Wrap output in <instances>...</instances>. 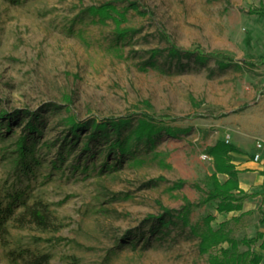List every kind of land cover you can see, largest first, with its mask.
I'll use <instances>...</instances> for the list:
<instances>
[{
    "label": "rangeland",
    "instance_id": "rangeland-1",
    "mask_svg": "<svg viewBox=\"0 0 264 264\" xmlns=\"http://www.w3.org/2000/svg\"><path fill=\"white\" fill-rule=\"evenodd\" d=\"M105 2L125 13L121 26L138 32L117 39L115 21H102L90 10ZM263 4L264 0H0V108L36 112L45 110L47 103L57 104V109L46 110L42 140L61 141L69 114L83 120L136 118L148 112L178 129L175 136L164 132L151 151L141 150V161L127 159L101 173L93 167L73 168L81 145L55 164L58 142L40 149L42 163L36 175L18 179L1 148L0 187L16 180L29 184L28 192L50 202L65 223L55 232L59 240L34 242L33 235H51L34 228H11L12 235L34 249L50 251L51 264H209L211 252L222 256L223 250H246L241 239L264 232V183L255 172L264 170V14L251 11ZM168 39L183 49L200 50L209 59L191 60L181 69L160 55V67L143 69L141 62L149 51L167 47ZM219 60L233 64L221 66ZM24 123L6 139L10 150ZM224 139L241 149L233 157L236 164L258 162L241 175V187L252 195L243 200L242 208L231 211H219L217 199L203 201L214 172L207 149ZM257 151L260 158L254 160ZM204 152L210 158H203ZM217 175L221 181L227 177ZM179 180L184 181L181 186L176 185ZM187 200L193 203L191 223L203 224L204 217L213 214L212 226L223 223L238 247L223 241L201 252L199 237L190 227L173 224L166 235L139 237L151 228L150 214L162 212V206L177 212ZM123 236L134 241L117 247ZM259 243L252 249L262 254L259 264H264ZM0 264H8L1 245Z\"/></svg>",
    "mask_w": 264,
    "mask_h": 264
},
{
    "label": "trees",
    "instance_id": "trees-1",
    "mask_svg": "<svg viewBox=\"0 0 264 264\" xmlns=\"http://www.w3.org/2000/svg\"><path fill=\"white\" fill-rule=\"evenodd\" d=\"M19 2L20 0H12ZM132 7L140 10L137 3L131 2ZM91 13L99 15L104 21L111 17L115 21V32L117 39L124 38L138 32L136 28L121 26V22L126 18L125 13L119 10L112 2H105L103 5L90 8ZM255 13L264 14V4L251 10ZM169 45L165 48H152L149 57L141 62L143 69L148 66L160 67L159 56H164L170 63H176L181 69L186 68L190 61L204 63L209 56L200 50L183 49L173 41L168 39ZM187 58L184 62L183 59ZM264 63V59L262 60ZM221 66H228L232 62L219 60ZM234 65H237L235 62ZM50 107V108H49ZM55 103H47L45 110L32 112V110L16 109L10 112L6 108H0V149L3 148V158H8L12 162L13 171L18 179L21 175H36L38 166L41 165L40 149L43 146L53 147L57 145L58 159L64 160L67 154L75 150L79 145L76 163L73 168L84 170L93 167L98 173L104 170L116 168L127 159L141 161L138 156L141 150L151 151L160 136L165 132L168 135L175 136L178 129L162 122L155 115L143 112L142 115L133 118L131 116L108 117L98 119L90 117L80 120L74 114L65 117L67 128L62 136V140H42V134L46 127V121L49 113L46 110L57 109ZM27 119V120H25ZM24 123L23 129L16 138L13 139V148L6 146V139L13 137L14 129ZM106 151V156H102ZM240 152L241 149L229 141L218 140L216 144L209 146L207 152L213 156L214 172L212 173V187L207 191V196L203 201L217 199V209L219 211H231L242 208L243 200L252 194L246 192L240 185L239 172L241 171L232 159L231 152ZM98 160L101 164H98ZM218 173L226 174L225 180L219 179ZM183 180H179L176 185L181 186ZM29 184H19L18 180L9 186L0 187V245L2 254L8 264H51L52 253L48 250H38L32 248L29 244H24L20 238H16L11 233V228H34L40 232H48L51 235L43 237L33 235V241L41 240L51 241L52 239H61V236L55 235L64 225V221L54 213L50 202L42 196L28 192ZM264 203V192L261 193ZM193 203L187 200L186 203L177 210L162 206L163 211L158 214H150L147 220L151 221L149 231H141L138 235L141 237L145 233H161L166 235L170 232V226L181 225V227H190V231L199 237V249L201 252H207L215 245L223 241H230L231 247L237 248L238 242L225 229L223 223L214 227L211 221L213 214H207L204 217L203 224L191 223L190 212ZM264 215V209L261 207ZM164 227H166L164 229ZM160 237V236H159ZM117 247L132 243L129 236H123ZM147 243L150 242V236L147 237ZM241 241L248 246L244 251L223 250V255L210 253L209 264H259L262 254L255 252L252 247L258 241L264 248V232L258 230L254 236H244ZM115 252V248H113Z\"/></svg>",
    "mask_w": 264,
    "mask_h": 264
},
{
    "label": "crops",
    "instance_id": "crops-1",
    "mask_svg": "<svg viewBox=\"0 0 264 264\" xmlns=\"http://www.w3.org/2000/svg\"><path fill=\"white\" fill-rule=\"evenodd\" d=\"M236 153H239V152H236V151H232V159H233V157H234V155L236 154ZM243 158V157H242ZM242 162L240 163V164H236L237 165V167L241 170L240 172H239V180L241 181V175L245 172L244 171V169H247V168H249V167H255V165H254V163H258V162H251L250 161V163H249V161H245V160H241ZM243 161L246 163V164H244L243 163ZM244 164V165H243ZM257 167H259V166H257ZM247 171H249V170H247ZM246 171V172H247ZM254 172V171H253ZM255 172H258V174L257 175H259V178L258 179H261V180H259L260 182H263L264 183V170H255ZM241 185V184H240Z\"/></svg>",
    "mask_w": 264,
    "mask_h": 264
},
{
    "label": "built area",
    "instance_id": "built-area-1",
    "mask_svg": "<svg viewBox=\"0 0 264 264\" xmlns=\"http://www.w3.org/2000/svg\"><path fill=\"white\" fill-rule=\"evenodd\" d=\"M226 141H229V140L226 139ZM262 146H263V143L259 141V142L257 143V147H258V148H261ZM202 156H203V158H205V159L210 158V155H209L207 152H204V153L202 154ZM259 158H260V152L257 151V152H255V154H254V160H259Z\"/></svg>",
    "mask_w": 264,
    "mask_h": 264
}]
</instances>
